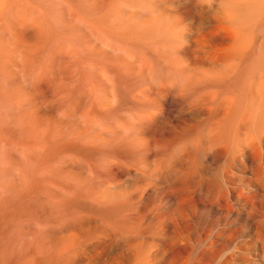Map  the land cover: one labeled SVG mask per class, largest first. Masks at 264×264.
<instances>
[{"label":"bare ground","instance_id":"6f19581e","mask_svg":"<svg viewBox=\"0 0 264 264\" xmlns=\"http://www.w3.org/2000/svg\"><path fill=\"white\" fill-rule=\"evenodd\" d=\"M175 4H176V6H175ZM8 21L9 22L14 21V23H16V24L19 22L17 24L18 26L14 25L15 27H19V25L21 27V25L23 23L28 25L27 27L29 28V31H27L26 34H28V32H30V36L32 37L31 38L32 43L31 44L29 43L30 45L23 46L22 45L23 43H22L21 45L16 46V44L15 45L13 44L16 49L17 48L20 49L21 57L23 56L22 58L26 60L27 66L25 65L24 67H27V69H28L29 68L28 65L30 64V67H32L31 66V64H32V65L36 66L35 67L36 69H41V75L42 76L41 75L39 76L36 73L37 72L36 69H34L32 71V69L29 68L30 71H32V73L35 71L34 74H36L38 77L36 75L34 76V74L31 73L33 76H31L30 81L28 80V82H27V79H29L28 76H30V73H28V74L25 73L26 76H24L25 74L23 72H25L26 70L24 71L25 68L22 67L23 71L21 73L24 75H22L23 77H17V78L18 79L20 78V80L22 78H23L22 80H24V78H25L26 82H24V84H26V86H28L27 84L30 82V85H31V86L29 85L30 89L33 85H35V87H37V89H38V92L41 90V89L39 90V88H38L39 85L37 84V80H36L39 78H40L39 79L40 81L38 80V83L40 84V88H41V82L44 80H45L44 83H46L47 86L49 85L47 83L48 80L46 79L48 77V75L47 76L45 75L46 77L43 76L44 72L49 70V69L47 70L49 65L46 62V61H48V59L46 61L43 60L42 57L44 55L41 56L40 54L41 53L44 54V52H42V51L45 50L46 47L47 48L51 47L49 45H51L52 43H53L52 46H54V47H52V49H49L48 51H51V50L54 51L55 50V52H56L55 54H57V56L60 55V54H58L59 52L60 53L62 52L60 47L61 48L64 47V49H65V46H66V49L69 50L71 48V49H73V51H74V47H75V49H76V47H80L81 51L83 50V54L86 53V55L88 54L89 56H92L91 58H88V56H87V58H86L87 60L86 61L84 60V62H86L87 65L90 66V67H88V66L87 67L88 68L95 67V70H91L92 68L87 69V67L85 69H87L88 72H89V70L93 71V72L95 71V73H98L101 70V72H100L101 73L100 74L101 79L100 80L102 81V84L104 86L103 87L104 92L102 91L103 93H101L100 90L102 88L100 87L101 89L100 88L97 89V90H99V89L100 90L98 91V93L96 91V94L94 97H96V99H97L96 102H98L97 104L98 105L100 104L101 105L100 108H102L104 111H103V114L99 116L98 114L101 112L96 113L95 111H97V110L93 109V110H95V111H93L94 115L96 116V114H97L96 118L97 117L100 118L99 120L101 122V126H99V128H101L102 131L110 132L107 134L118 135L119 133H118L117 129L123 130L121 134H122V138L124 139V141L128 144L127 148L129 149L128 152H130L129 159L134 160L133 165L132 164L130 165V163H129L130 166H128L126 168L123 166L124 163L122 165L115 164V165H118L114 171L115 175H113V176H115V180L117 183V184L114 183V185H113L114 187L117 186V189L115 191L110 189L111 188L110 185L112 184L113 180L109 183V181L107 182L106 175L101 177L102 179L101 178L100 179L102 180L101 181V187L102 188H101V191L99 190L100 193L98 195L101 200H104V202L105 201H112L113 202L116 200H118L120 202V203H118V204H120L119 210H116L114 212V214L111 213V210H104L103 209L104 211L101 213V215H102V218L105 219V224L104 225L102 224L103 225L102 232H104L105 234H108V232L111 231V230L109 231L108 227L110 225L108 226L109 223L107 224V222L113 221L116 224V225L115 224L114 225L117 226V228H118L119 237L117 236L118 238H117L116 242L113 244V250L118 253V256L123 260V262L125 264H150V263H154V264H184V261H186L185 258H187L191 252H194L193 251L194 250L193 249L194 244L199 246L202 243H203L202 245H203V250H204L203 254H205L206 257L208 256V258H209L208 264L209 263L210 264H212V263H215V264H231L233 262V261H231L232 258H231V260L229 259L231 256L229 258L227 256V249L230 245L232 246L233 243L231 244L230 240H227L226 238H224V234H226V233H224L223 229H221L222 224H223L222 221L224 222L225 219L222 220L219 218H214L213 221H209L211 214L213 213L212 211L210 212V214L208 216H205L204 214L198 215V210H197L198 204L194 208L188 210L185 206L182 205V201L180 199V196L174 192H169L166 195L167 202L174 203L175 207L173 208V210H143L145 213V216H147L149 218L148 223H149L150 227H147V226L144 227L142 225V222H144V221H142V219L138 225L135 224V221L132 220V217H134V216L131 217L132 213H131V210L129 208V207H131L129 205V204H131V203H129L131 196H133L134 193L138 192V194H137L138 197L140 199H143V198L149 196L151 193L156 192L160 186L167 183L168 179H164L162 177V175L164 174L163 169L164 170L166 169V171L168 170V168H166V167H168V165H167L168 156H170V158L172 157L171 159L174 160L176 158L175 156L177 155L176 153H178V152L181 153V155H183L185 157V159L182 160L183 158L180 157L179 159H181L183 161V162H181L178 158H176L179 160V162H181V166H179L180 169L177 168V171H179L180 177L183 178L181 180H185V181H187V183L191 184V186L193 187L194 193L197 192L199 195L202 193V191H204L206 189H207L206 194H209L210 192H212L210 190V187H208V186L210 184H213V179L215 181L214 184H216V181H217L220 186L223 185L227 188V191H226L227 193L225 192L226 194L224 193L225 195L223 194V197L221 196V194L223 193V190H225L224 189L225 187L224 188L222 187L223 188L222 193H219V191H220L219 190L218 193L220 195H217L218 197H216V196L215 197L217 199L221 198V200L224 203H230V204L229 205L226 204L228 206L226 208V205H224V207H222V206H219V203L218 204L215 203L216 209L214 207H213V209L221 211V213H222V211H224L226 208L227 210L228 209L234 210L235 213H237V215H239L240 212L243 211V213H244L243 216L245 217L244 218L245 222H243V224H241V227L245 228V230L247 229L246 232L249 233L248 239H246L244 241L245 242V248L247 249V251H249L252 248L256 249V252H257L256 254H258L260 259L257 263H255V261H254L255 259H253V257H251L250 255H248L249 257H246L244 255L243 256L247 258L246 260L248 261L249 264H264V0H0V63H1V61H3L2 59H3L4 49L7 48L5 46L6 40H4V38L6 36L4 37V34L7 33L10 29V27L8 25L9 24ZM11 23H13V22H11ZM13 24H11V25H13ZM14 28H12V29H14ZM21 28L22 29H21L20 34L25 31L24 30L25 28H23V27H21ZM15 29L18 30V28H15ZM22 30H24V31H22ZM9 33L10 32H8V35H9ZM12 33L14 34L13 30H12ZM18 33H19V31H18ZM15 36L12 35V37H15ZM159 36L160 37L166 36L164 38H167L169 40L168 41L169 44L167 43L168 46L166 45L167 48L172 49V51H174V52L175 51L178 52V54L176 56H172V57H167V56L165 57L164 56L165 58L163 60V58L161 56L164 54H161V52L166 53V52H164V50H166L167 48H164V47H166L165 45L163 46L164 50L162 47H161L162 49L158 48L159 53L161 54L160 58H162V62L163 61L166 62V64H165L166 69H164V70L168 69L167 72L169 71L168 72V73H170L169 76L172 75L169 78H167L168 74H167L166 78L163 77V76H166V75H163L162 70H161V69H163L164 64H161V62H160L161 66L163 65L162 68L157 66L158 60L156 62L157 58L155 55V53L157 51L153 50L155 45H153L154 47H152V43H155L156 41H157V43L159 42L158 41V39L160 38ZM23 37L25 38V34ZM17 38H19V36ZM24 38H21V40L23 39L22 40L23 42H24ZM28 38H30V37H28ZM164 38L163 39L160 38V40L162 39L163 41L162 40L161 41L164 42V40H165ZM8 39H9V37L7 36V40ZM167 39H166V41H167ZM14 40H16V37ZM65 40L66 41L68 40L67 42H69L68 43L69 46L73 45L72 42L73 43L76 42L75 43L76 46L73 45L72 46L73 48L72 47L68 48V45H64V43L59 44V45L57 43L58 46L56 45V42L60 43V42H64ZM67 42L65 44H67ZM70 42H71V44H70ZM162 42H161V44L159 42L160 46L163 45ZM165 42H164V44H165ZM16 43H18L17 40H16ZM24 43H26V41ZM11 44H12V42H11ZM19 44H20V42H19ZM150 44H151V46H149ZM157 46H158V44L156 45V47ZM10 47H12V46L10 45ZM14 47H12V48H14ZM56 47L59 49V52H57ZM62 50H63V48H62ZM68 50H66V51L63 50L66 52V54L64 52L65 55L68 54L67 56H69V52H71V51H69L67 53ZM12 51H14V50H12ZM12 51L10 50V52H12ZM45 51H47V50H45ZM73 51L70 53V55H72ZM76 51H74V53ZM172 51H170V52H172ZM13 53H14V55L16 54V52H13ZM13 53H11V54H13ZM46 53L48 54L49 52H46ZM74 53H73V56H74ZM78 53H75V54L78 55ZM159 53H157V54H159ZM49 54H51V52ZM17 55L20 56V54H17ZM51 55L54 56V52ZM159 55H157V57ZM45 56H46V54H45ZM67 56H65V58ZM5 57H6V55H4V58ZM7 57H6V59H7ZM51 57H48L49 60H51L49 64L51 65V62H52L53 65H55L56 61H52L54 59V57H53V59ZM58 57H60V56H58ZM72 57L70 58V56H69L68 59L70 58L71 60H73L74 57L73 58ZM79 57H82L81 54ZM79 57L78 58L75 57L76 60L75 61L73 60V62L70 61V59H69V61H70V63H72V65H70V63H67V66L69 64L70 68L73 67L74 62L77 66H76L75 71H73L74 67L71 68L72 70L69 68L70 70L69 71L67 70L68 73L74 72L72 74L75 75V72H79L77 70L78 63H76V61L79 62L80 68H81V64H84V63H80V61L82 62V59L80 58L81 60L79 61ZM10 59H12V58L10 57ZM23 59H18V61L21 60L20 62L23 61L22 64L20 63L21 66L24 65L23 63H25V61ZM63 59H64V57H63ZM68 59H67V62H68ZM83 59H85V58L83 57ZM158 59H159V57H158ZM12 60H11V63H12ZM55 60H56V55H55ZM60 60L58 58V61L60 63H62V61H60ZM28 62H30V63H28ZM5 63H6V65H8L7 61H5ZM5 63L2 62V66L5 65ZM11 63H9V64H11ZM86 63H85V65H86ZM63 64H66V62L65 63L63 62L61 65H63ZM75 64H74V66H75ZM12 65L14 66L13 63H12ZM58 65H59V63H58ZM13 66H11V67L13 68ZM51 66H49V67H51ZM55 66H57V65H55ZM67 66H66V68H67ZM0 67H1V65H0ZM6 67H9V66H6ZM17 67H19V69L21 68L20 66H17V65L14 66V68H17ZM53 67L54 66H52L51 68L53 69ZM14 68H13V70H14ZM45 68H46V70H45ZM61 68H63V67H61ZM83 68H84V65H83L82 69ZM97 68L100 70H98ZM19 69L17 68L16 70L18 71ZM52 69H51V71H52ZM58 69H59V66H58ZM96 69H97V71H96ZM53 70H55V67ZM64 70L65 69L63 68L62 72ZM81 70H80L79 76H81ZM164 70H163V72H164ZM4 72H5V70H4ZM42 72H43V74H42ZM60 72L61 71L58 70L59 74H60ZM68 73H67V75H68ZM0 74L2 75V73H0ZM59 74H56V75H59ZM63 74H66V73L64 72ZM76 74H78V73H76ZM90 74H92V73H90ZM67 75H65V76H67ZM87 75H88V73H87ZM5 76L8 77L9 75L6 73ZM5 76H0V78L4 77V79H6ZM10 76H11V74H10ZM16 76L17 75H15V77ZM20 76H21V74H20ZM65 76L61 77V79L64 78ZM79 76H78V78H80ZM15 77H13V78L11 77V78L13 80L14 79L16 80L17 78H15ZM26 77H28V78H26ZM32 77L36 78V79H33V81H31ZM43 77H44V79L41 80ZM74 77L76 79H78L77 75H75ZM171 77H173V78H171ZM55 78H56V76H55ZM59 78H60V76H59ZM70 78H73V77H70ZM75 78H73L72 81ZM91 78H92V76H91ZM91 78H89V79L91 80ZM4 79L3 78H2V80L0 79V95L2 92L1 91V89H2L1 85H2V82L4 81ZM76 79L74 81H76ZM81 79L83 80L82 77H81ZM81 79H78V81H76V82H78L80 84L81 82H79V81H81ZM34 80H36V84H34V82H35ZM50 80H52V79H50ZM53 80H54V78H53ZM6 81L7 82H5V81L4 82L8 83L9 80L6 79ZM67 81L68 80H66V82ZM70 81L71 80H69L68 83ZM18 82H19V80H18ZM31 82H33V85ZM91 82L92 81H90V84H91ZM93 82H92V84H93ZM5 83H4V85H6ZM58 83H60V82H58ZM87 83H89L88 80H87ZM14 84L15 83H13V85ZM54 84H55V82H54ZM54 84H52V85H54ZM74 84L73 83L71 84V82H70L69 86L71 85L72 87L75 88L76 85H74ZM4 85L2 87H4ZM8 85H9V87H11L9 83H8ZM13 85H12V87H13ZM83 85H82V89L85 87V85L84 86ZM65 86L67 88V85H65ZM71 86H70V88H71ZM93 86L95 89V86H98V85H96L94 83ZM6 87H8V86L6 85ZM6 87H4V89ZM29 87H26V88L29 89ZM35 87L32 89H34V91L36 93L37 89ZM54 87H56V86H54ZM54 87L51 88V90H53ZM77 87H78V85H77ZM90 87H92V85H90ZM116 87L119 89L124 88L123 91H125V93L127 92L128 93L127 96L129 95V98H130V101H129V98L124 96L125 93H124V95L122 94L129 101V102L127 101L128 103L123 102L122 101L123 96L121 94H119V95H121V97H122L121 101L123 102L122 104L118 105L119 107L117 106V104L113 105V103H116L120 100V99L119 100L116 99V97L119 95H117V96L115 95L116 97L111 99V97L114 96L113 92L117 93L115 91ZM74 88H71V89L74 90ZM113 88H114V91H113ZM117 88H116V90H117ZM30 89H29V91H30ZM58 89H59V87H58ZM71 89L69 92L72 93ZM78 89L80 90L81 88H78ZM86 89L91 90V92L94 90L93 88L90 89L88 87ZM41 91H43V90H41ZM41 91H40V93H38V92L37 93L38 94L43 93V95H44V92L48 91V89L44 90L42 93H41ZM65 91H67V90H65ZM86 91H83V94L86 93ZM11 92H12V90H11ZM13 92H14V89H13ZM15 92H17V91H15ZM24 92L21 93L22 97L25 94ZM53 92H55V91H52V93ZM56 92H57V90H56ZM59 92H61V91L59 90ZM73 92L75 93L76 91H73ZM52 93H50L49 95H51ZM93 93L94 92H92V94ZM118 93H119V91H118ZM12 94L13 93H11L10 95H12ZM79 94H80V92L77 95H79ZM57 95H59V94H57ZM57 95L55 97H57ZM66 95H67V92H66ZM90 95H91V93H90ZM32 96H34V95H32ZM82 96H80V97L84 98L85 95H82ZM89 96L87 97V95H86L85 100H89L88 99ZM7 97L12 98L11 96H7ZM19 97H21V96H19ZM40 97H42V95ZM31 98H33V97H31ZM34 98H36V97H34ZM44 98L46 99L47 97L45 96ZM78 98H79V96L76 97V100L78 101V102L76 101L77 103H79V101H80V99L78 100ZM82 98H81V100H82ZM91 98H92V96H90V99ZM126 98H124V99L126 100ZM25 99L23 97V100L26 102ZM61 99L65 100V98L63 99L62 97H61ZM92 99H94V98H92ZM13 100H12V102H14L16 99L14 101ZM36 100H37V98H36ZM69 100L70 99H68V101ZM74 100H73V102L71 101L72 106H73ZM112 100H113V102H112ZM41 101H43V99L42 100L40 99V102ZM55 101H58V99ZM5 102L7 103V101H5ZM15 102H17V101H15ZM25 102H24V104H25ZM32 102H33V100H32ZM44 102L45 101H43V103ZM49 102H50V100H48V102H45V107L43 106V108L50 107V105H52V104H50L46 107V103L49 104ZM6 103H4V104H6ZM18 103H15V105L17 104V106H18ZM28 103H29V101H28ZM77 103H74V104H76L75 107L78 106ZM12 104L13 103H11V105ZM20 104H21V100H20L19 105ZM34 104H35V101H34ZM65 104L66 103L64 102V105ZM80 104H81V101H80ZM88 104L89 105L87 108L89 109V107H91L89 109L91 111L92 106H95L96 103L93 105L91 104L92 106H90V103H88ZM21 105H20V108L23 107V104H21ZM86 105H87V103L85 104V106ZM2 106H1V108H2ZM4 106H6V105H4ZM17 106H15V111H18V110H16ZM51 107H53V106H51ZM51 107H50V109H51ZM57 107H59V105H57ZM57 107H55V108L57 111H59L57 109ZM125 107L130 108V109L132 108L133 114L130 113L131 111H129L130 109H128V111H127L128 115L123 116L124 117L123 119H121L122 116H120L119 118L121 119V121L115 120L116 122H113V120H111L113 117H115V116H113L114 115L113 112L116 110L121 111L120 109L125 108ZM18 108H19V106H18ZM28 108H29V105H28ZM65 108L62 110L63 112L65 111ZM73 108H74V106H73ZM83 108L84 107L82 104L80 109L83 110ZM87 108L85 109L86 111L85 110L83 111L84 116L87 114L86 112L89 111V110H87ZM2 109H4V107ZM2 109H0V113H1ZM5 109H7V108H5ZM29 109H31V107ZM70 109H72L71 105H70L69 110ZM9 110H10V108H9ZM38 110H42V108L37 109V111ZM15 111H13V112H15ZM19 111H20V109H19ZM62 111H60L61 113L60 112L59 113L62 114ZM80 111L81 110H79V112ZM22 112L23 111H21V113ZM65 112H64L65 116L63 114V117H66L68 115V114L66 115V113H69V112H66V113ZM89 112H88L87 116L90 115L89 117L92 118L91 114L93 112L92 111H91L92 113L91 112L89 113ZM123 112L124 111L122 110V113L120 112L121 113L120 115H122V114L124 115ZM6 113H8V112H6ZM71 113H73V112H71ZM116 113H119V112L117 111ZM14 114H16V112ZM81 114H79V115H81ZM125 114H126V112H125ZM129 114H131V115H129ZM23 115H25V114H23ZM94 115H93V117H94ZM0 116H2V114ZM13 116L15 117V115H13ZM40 116H42V115H40ZM59 116H62V115H59ZM3 117H4V115H3ZM26 117L29 118L28 115ZM32 117L33 116H31V118ZM68 117H69L68 119L67 118H63V119H67V121L68 120L70 121L71 120L70 115ZM21 118L22 117L20 115V119ZM54 118H56V117H54ZM59 118H61V117H59ZM80 118H78V119L82 120V118L81 119ZM117 118H118V116H117ZM10 119H11V117H10ZM24 120H22V123ZM32 120H34V119H32ZM48 120H49V117H48ZM93 120L90 121V123H93ZM11 121L12 120H9L8 122L10 123ZM59 121H60V119H59ZM82 121H81V123H85V121H87V120L85 118V121H84V119ZM2 122H4V121L2 120ZM16 122H18V121H16ZM73 122H74V120H73ZM87 122H86V125L89 123V122L88 123ZM95 122H96V124L97 123L100 124V122L99 121L97 122L96 119H95ZM25 123H27V122L24 121L23 124H25ZM60 123H61V121H60ZM78 123H77V125L81 124V123H79V124ZM13 124L14 123H12V125ZM17 124H19V123H17ZM69 124H71V123H69ZM8 125H11V124H8ZM26 125H22V126L20 125V127H22V128H20L19 126H17V127H19L20 129L23 130V128ZM55 125H54V127H56ZM154 125H157V126L159 125L161 128L160 129V139H155L156 136L153 137V135H152V132H151L152 128L151 127ZM2 127H4V126H2ZM7 127L8 126H6V128ZM15 127H16V124H15ZM26 127H28V126H26ZM62 127H64V126H62ZM90 127H91V125H90ZM113 127L117 128L116 130H117L118 134L116 133V130H115V132H113L114 130L112 131ZM67 128H65V129H67ZM34 129L36 131V128H34ZM40 129H41V127H40ZM43 129H45V128H43ZM70 129L67 131H70ZM78 129H79V127H78ZM171 129H174L176 133L172 132L174 130H171ZM3 130H4V128H3ZM39 130H38V132H39ZM47 130H48V128H47ZM47 130H46V132H47ZM61 130L62 129H60V131ZM82 130H80V131H82ZM94 130L96 131L95 128H94ZM98 130L99 129H97V131ZM108 130H111L113 132V134H111V131H108ZM72 131H73L72 133H75V135H76L77 131L75 130L76 132H74V129ZM8 132L9 131H7L6 133L8 134ZM18 132H19V130H18ZM23 132H25V131H23ZM36 132H35V134H36ZM43 132H45V131H43ZM84 132L86 133V131H84ZM98 132H100V131H98ZM153 132H154V130H153ZM156 132H157V130H156ZM20 133H22V132L20 131ZM27 133H29V132H27ZM31 133L33 134V132H31ZM54 133H56V132H54ZM79 133L77 132V134H79ZM1 134L2 133H0V135ZM23 134L22 135L20 134L19 137L23 136ZM32 134H30V135H32ZM70 134H71V132H70ZM82 134H84V133H82ZM86 134L88 135V133H86ZM54 135L57 136L58 134L57 135L54 134ZM69 135H67L66 137L67 138L70 137L72 139V137ZM72 135L74 137V134H72ZM84 135H82V136H84ZM44 136H42V138ZM61 136H62V134H61ZM82 136H80V137H82ZM19 137L17 136V138H19ZM66 137H65V139H66ZM76 137L77 136H75V138ZM100 137L102 138V140L105 143L106 142L108 143V140H110L108 137L105 136V134L103 136H101V134H100ZM3 138H1V139H3ZM28 138H30V137L28 136L27 139ZM45 138L47 139L46 136H45ZM63 138H61V139L64 140ZM94 138H95V136H94ZM8 139H10V137ZM8 139L6 141H8ZM77 139H74V140H77ZM85 139L87 141L89 140L87 138H85ZM120 139H121V137H120ZM120 139H119V141H120ZM11 140H9L10 143H11ZM15 140H16V137H15ZM20 140H22V142H23V138ZM29 140H27V141L29 142ZM37 140H39V139L37 138ZM41 140H42V142H44L43 141L44 139H41ZM62 140H60V141L62 142ZM99 140H101V139L99 138ZM6 141H4V142H6ZM45 141L48 144L50 143V142H47L48 140H45ZM57 141H55V142H57ZM124 141H123V143H125ZM81 142H83V141H81ZM89 142H91V141H89ZM109 142H111V141H109ZM34 143L35 144H33V142H32L30 144L36 145L37 141L35 140ZM1 144H3V146H4L6 143H1ZM39 144L40 145L36 146V147H40V146L44 147L45 146L44 144H42V145H41V143H39ZM52 144H51V147H53ZM56 144L59 145V143H56ZM114 144L116 145L115 142H113V145ZM119 144L120 143H118L117 145H119ZM11 145H12V143H11ZM13 145H15L14 142H13ZM17 145H18V143H17ZM26 145H27V143H26ZM110 145H112V143ZM6 146H10V145L7 144ZM6 146H4V147H6ZM19 146H21L20 142H19ZM27 146L23 145V147H24L23 153L25 151V147H27ZM30 146H32V145H30ZM86 146H89V145H86ZM123 146H124V144H123ZM4 147H2V148H4ZM15 147L16 146H14L13 148H15ZM18 147H16V149ZM41 147H40V149L42 150L43 147L42 148ZM105 147H104V149H105ZM21 148L22 147H20V149ZM80 148H82V147H80ZM37 149L40 151L39 148H37ZM98 149H100V147ZM49 150L53 151V149H51V148ZM176 150H177V152L175 153L176 155L175 156L173 155L174 157L171 156L172 153L175 152ZM11 151H13V150H11ZM16 151L18 152V149ZM33 151H32V153L37 152V151H34V152ZM52 151H49V152H52ZM17 152H15V153L17 154ZM28 152H30V151L29 150L26 151V153H28ZM106 152H107V150H106ZM20 153H22V151H20ZM23 153L21 156L18 152V154L22 157V159H24V161H25L26 157L28 159V157H32V155H33V154H31V156H29V154L31 152L28 153V156H26L27 154L24 153L25 154L24 155ZM43 153L45 154L44 150H43ZM43 153L41 154L42 156H43ZM2 154L3 153H1V155ZM71 154H73V151ZM103 154L104 153H102L101 156H103ZM38 155H40V154H38ZM107 155H109V154H107ZM114 155H115V153H114ZM20 156H19V158H20ZM24 156H26V157L24 158ZM52 156H54V155H52ZM16 157H17V155H16ZM40 157L37 158L38 161H40L39 160V159H41ZM46 157L47 156L45 155L44 158H46ZM65 157H67V156H65ZM106 157H108V156H106ZM115 157L118 158L119 160H121V163H122V161H124L123 160L124 159L123 152L115 155ZM115 157H113V158H115ZM109 158H112V157L109 156ZM113 158L109 161H114V163H117L118 161L115 159L113 160ZM32 159H34V158H32ZM32 159H31V161H32ZM62 159L64 160V157ZM12 160H13V158H12ZM59 160H56V161L60 162ZM131 160H129V162ZM172 160H170L171 163H169L170 161L168 162L170 164L169 168H171L170 166H172V162H173ZM64 161H66V160H64ZM90 161H91V159H90ZM16 162L18 163V161H16ZM82 162H84V161H82ZM37 163L39 164V162H37ZM52 163L53 162H51V164ZM109 163L111 165V162H109ZM109 163H107V165H109ZM125 163H128V161ZM12 164H13V162H12ZM33 164H34V162H33ZM33 164L31 166H33ZM59 164H61V163H59ZM59 164L57 166H59ZM177 164H178V162H177ZM102 165H104V164H102ZM105 165H106V163H105ZM107 165H106V167H107ZM27 166H29V165L27 164ZM36 166H37V164H36ZM40 166L42 167V165H40ZM64 166H66V165H64ZM15 167H17V166H15ZM17 168H19V167H17ZM17 168H15V169H17ZM29 168H30V166L26 169L29 170ZM36 168L34 169V166H33L30 169H34V172H36V171H38V170H36ZM44 168H45V166H44ZM64 168L65 167H63V169ZM109 168H112V167L109 166ZM109 168H107V169H109ZM15 169H13V171ZM38 169H42V168H38ZM90 169H91V167H90ZM18 170H21V169L19 168ZM18 170H16V172H17V173L15 172L16 174H18V172L19 173L21 172ZM22 170H23V168H22ZM28 170H26V172ZM56 170H58V169H56ZM100 170H102V168ZM105 170H103V172ZM50 171H52V170H50ZM162 171H163V173H162ZM172 171L174 172V169H172ZM172 171H171V175L173 173ZM23 172H25V170H23ZM44 172H46V171H44ZM68 172H69V170H68ZM88 172L89 171H87V173ZM169 172H167V173H169ZM65 173H67V172H65ZM72 174L73 173H71L70 175H72ZM92 174L93 173H91V175ZM175 174H177V172ZM179 174L177 175V177H172V176H174V175H172L171 176L172 180L176 179V178H180ZM207 174L212 175V176H210V178L213 177V178H211L212 183H210V184H208L210 181L209 180L210 178L207 179V177H206ZM26 175L28 176V173ZM43 175H44V173L42 174V176ZM89 175H88V177H89ZM97 175H100V174H97ZM19 176L20 175H17V178L22 179ZM34 176H36L35 173H34ZM66 176H68V175H66ZM171 177H170V179H171ZM98 178L95 179V180H97L96 182H99ZM165 178H167V177H165ZM4 179H5V177H4ZM23 179H24L23 182L27 181L25 177ZM27 179H30V178H27ZM37 179H39V177H37ZM92 179H93V177H92ZM34 180H36V178ZM21 181L18 180L19 183ZM124 181H128L130 186L134 187V190L126 191V189L123 187ZM14 182H15V180H14ZM25 182H24V184L26 186L29 185V183H25ZM38 182H39V180H38ZM38 182H37V184H38ZM51 182L53 184L52 180H51ZM87 182H86V184L84 183L82 185L88 186ZM3 183L4 182H2V183L0 182V184H3ZM31 183H33V181ZM71 183H73V182H71ZM20 184H19V187H20ZM49 184L50 183H48V185ZM11 185H13V184H11ZM22 185H23V183H22ZM25 185H24V189L26 188ZM32 185H31V187H32ZM1 186H2L1 188L3 190V185H1ZM7 186H10V185H7ZM14 186H16V185L14 184ZM97 186H98V184H97ZM99 186H100V184H99ZM31 187L30 188L28 187V189H31ZM37 187H38V185H37ZM52 187H54V186H52ZM5 188L6 187H4V189ZM22 188L23 187H21V189ZM45 188H47V187L45 186ZM14 189L12 191H14ZM24 189H23V191H24ZM56 189L58 191V188H56ZM2 190H0V192ZM19 190H20V188H19ZM32 190H33V192L35 191V189H33V188H32ZM32 190L30 192H32ZM43 191H46V190L44 189ZM95 191H96V189H95ZM33 192H32L33 196L31 194L30 197L35 196ZM62 192H64V191H62ZM71 192L73 193L72 190H71ZM37 193H39L38 189H37ZM40 193H39V195H40ZM9 194H12V193H9ZM51 194H53V193H51ZM62 194L65 195L64 193H62ZM66 194H67V192H66ZM80 194L81 193L79 192V195ZM18 195H19V193H18ZM20 195H21V193H20ZM96 195L97 194H95V196ZM23 196H25V195H23ZM3 197H4V194H3ZM6 197H8V196H6ZM52 197H51V199H52ZM73 197H74V195H73ZM84 197H85V195H84ZM92 197H94V195ZM1 198H2V196H1ZM4 199H6V198H4ZM13 199H14V197H13ZM13 199H11V200H13ZM41 199L43 200V198H41ZM91 199L90 200L93 201V198H91ZM20 200H21V198H20ZM24 200H26V199H24ZM32 200L34 201V199H32ZM32 200H31V205H32ZM44 200L46 201V199H44ZM59 200H61V199H59ZM8 201H7V203H8ZM62 201H65V198ZM69 201H71V200H69ZM141 201L143 202V200H141ZM159 201H161V200H159ZM44 202H43V207H44V204L47 203V202L46 203H44ZM57 202L59 203L61 201L57 200L56 203ZM112 202H110V203H112ZM219 202H220V200H219ZM23 203L25 205L24 201H23ZM92 203H94V202H92ZM92 203H91V205H92ZM100 203H102V201ZM202 203H204V202L202 201ZM34 204H35V206L37 205L36 203H34ZM38 204H41V203H38ZM95 204H93V205H95ZM98 204H99V201H98ZM136 204H138V203H136ZM161 204H162V202H161ZM6 205H8V204H6ZM6 205H5V207H7ZM9 205H11V203H9ZM16 205H17V203H16ZM16 205H14V206H16ZM24 205H22V207H25ZM78 205H79V203H78ZM100 205H102V204H100ZM113 205H115V204H113ZM29 206H30V204H29ZM40 206L42 207V204ZM52 206H54V205H52ZM66 206L68 207V205H66ZM83 206H85V205H83ZM41 207H39V208H41ZM57 207H59V206H57ZM91 207H94V206H91ZM68 208L70 209V207H68ZM133 208H131V209H133ZM30 209H31V207H30ZM222 209H224V210H222ZM11 210L12 209H10V211ZM17 210L20 211L19 208ZM90 210L92 211V208ZM134 210H136V209H134ZM2 211H4V210H2ZM5 212L6 211H4V215H5ZM69 212H70V210H69ZM6 214H8V213H6ZM206 215H207V213H206ZM43 216H44V214H43ZM5 217H3V218H5ZM60 217H61V215H60ZM47 218H49V217H47ZM0 220H2V219H0ZM43 220H45V219H43ZM195 221H198V223H199L198 225H200L201 234L200 233L197 234L199 230L197 231L196 227H195L196 228L195 230L197 231V233L192 228V226L194 225V223H192V222H195ZM3 222H4V219H3ZM6 222H7V220H6ZM112 226H110V227H112ZM207 227H208V231L210 233H207L205 235L204 229ZM115 229H116V227H115ZM112 231H111V233L116 232V231L115 232L114 231L112 232ZM1 232H0V235L2 234ZM3 232H5V231H3ZM131 233H133V234L138 233L137 235L140 234L143 239L142 240L139 239L141 241L138 244H135V243L125 244V242H124L125 239L123 241V238H124L123 235L130 234V236H131ZM235 233H236L235 237L238 238L239 231H237ZM10 236H12V235H10ZM105 237H106V235H105ZM125 237H127V239H128V236H125ZM136 237H135V235L133 236V238H136ZM8 238H10V237H8ZM131 239H132V237H131ZM1 241H3V240H1ZM102 241H103V239H102ZM193 241H195V243H193ZM4 243H6V240ZM10 244H11V242H10ZM12 246H13V244H12ZM8 247H9V245H8ZM13 248H15V247H12V249ZM258 249L261 251H258ZM12 251L13 250H11V252ZM39 253H40V250H39ZM3 261H6V260H3ZM3 261H2V263H3ZM105 262H107V261H105Z\"/></svg>","mask_w":264,"mask_h":264},{"label":"rangeland","instance_id":"374dc122","mask_svg":"<svg viewBox=\"0 0 264 264\" xmlns=\"http://www.w3.org/2000/svg\"><path fill=\"white\" fill-rule=\"evenodd\" d=\"M175 6H176V4H175ZM9 22V21H8ZM11 22H13L14 23V21H10L9 22V27H10V29H9V31L8 32H10L9 33V35H8V32L7 33H5L4 34V37L6 38H4V40H6V42H5V46L7 47V48H5L4 49V54H3V61H1V63H0V65H1V67H0V73H2V75L0 74V76H5L6 75V73L9 75L8 77L7 76H5V78L7 79V80H11L10 82L8 81V83L10 84V86L11 87H9V85H8V83H5V82H7L6 81V79H4V77H1L0 79L2 80V78L4 79V81L2 82V85H1V95H0V105L2 106L4 103H6L5 101H7V103L6 104H4V105H6V106H2V108L4 107V109H2L1 108V106H0V109H2L1 110V113H0V115L2 114V116H0V124L2 125V126H4V127H2L1 125V127H0V133H2L1 135H0V139L1 138H3V139H1L0 140V182L2 183V182H4L3 184H0V190H2V186L1 185H3V190L0 192V219H2V220H0V232L3 230V231H5V232H1L2 234L0 235L1 237V239H0V264L2 263V261L3 260H6V261H3V263L2 264H125L124 262H123V260L118 256V253L117 252H115L114 250H113V244L116 242V240H117V238L119 237V231H118V228H117V226H115L116 224L113 222V221H109V222H107V224H108V226L110 225V226H112V227H108L109 228V231L111 230H113L115 233H111V231L110 232H108V234H105L104 232H102V227H103V225L105 224V219H103L102 218V215H101V213L104 211V210H111V213L112 214H114V212L116 211V210H119V207H120V204H118V203H120L118 200H116V201H105L104 202V200H101L100 199V197L98 196L99 195V193H100V191H101V177H103V176H105L106 175V177H107V182L109 181V183L112 181V184L110 185V189L111 190H113V191H115L116 189H117V186H113L114 185V183H116V180H115V176H113V175H115V169H116V167L120 164V165H122L123 163H124V167L126 168V167H128V166H130L131 164L133 165V162H134V160H131V159H129V155H130V152H128L129 151V149L127 148V143L124 141V139L122 138V131L123 130H121V129H117V128H114L113 127V129H112V131L113 132H115V130L117 129L118 130V133H117V130H116V133L118 134V135H110V134H107V133H110V132H105V131H102L101 130V128H99V126H101V122H100V118L99 117H97L96 118V116H97V114L96 113H99V112H101V113H99L98 115L100 116V115H102L103 114V109L102 108H100L101 107V105L99 104H97L98 102H96L97 101V99H96V97H94L95 96V94H96V91H97V93H98V91L100 90L101 91V93H103L104 92V86H103V84H102V81L100 80L101 78H100V72H101V70L100 69H98V70H100L98 73H95V71L93 72V71H90L89 70V72L87 71V69H91V70H95V67H91V68H88V67H90V66H88L87 65V63L86 62H84V60L86 61L87 59V56H88V58H91L92 56H89L88 54L86 55V53H84L83 54V50L81 51V49H80V47H76V49H75V47H74V51H76L75 53H78L79 51L81 52H79L80 54H81V56L82 57H79L80 56V54L78 53V55H76L75 53H74V51H73V49H71L70 47H72L73 45L74 46H76V42H72V44L73 45H68V43L69 42H67L66 40L64 41V42H56V45H57V43H58V45L59 44H62V43H64V45H68V48H70L69 50L68 49H66V46H65V49H64V47H62L63 48V50H68L67 51V53L69 52V51H73V53H74V56H73V53H72V55H70V53L71 52H69V56H70V58L73 56L74 57V61L76 60V58H78L79 57V61L82 59V62L80 61V63H84V64H81V68H80V64H79V62L78 61H76V63H78V67H77V70L79 71V72H75V75H77V78H78V76H79V74H80V70L82 69V67H83V65H84V68L81 70V76H79L80 78H78V79H81V77L83 78V80L81 79V81H79V82H81L80 84L78 83V82H76V81H78V79H76L74 76V74H72V73H74V72H72V73H68L67 72V70L69 71L71 68H73L74 67V70L73 71H75V69H76V64H75V62L73 63V67H71L70 68V65H72V63H70V61H72L73 62V60H71L70 58V61H69V59H68V57L69 56H67V55H65L66 54V52L65 51H63L62 50V48L60 47V49H61V53L59 52V49L57 48L56 50H57V52H59L58 54H60V55H58V56H60V57H58L57 56V54H55L56 52H55V50L53 51V50H51V51H48L49 49H52V47H54V46H52L53 45V43L51 44V45H49V46H51V47H46L45 48V50H47V51H45V50H43L42 52H44V54L43 53H41L40 55L41 56H43L42 58H43V60H47L48 59V61H46L47 63H48V65L49 66H54L55 67V70H53L54 69V67H53V69L51 68V67H49L48 66V68H47V70L50 72H48V71H46V72H44V74H43V72H42V74H43V76L44 77H46L47 75H48V77L46 78L47 80H48V84L50 85H52V84H54V82H55V84L54 85H48L47 86V84L46 83H44V81H42L41 82V88H40V84L38 83V80L40 79H36V78H33L32 77V79H31V81H33V79H36L37 80V84L39 85V90L41 89V90H47L48 89V91H45L44 92V95H43V91H41V93L42 94H38V93H40V91L38 92V89H37V87H35V85H33V82H31L32 83V87H31V89H30V87H29V85H30V82L27 84L28 86H26V84H24V82H26V79L24 78V80H20V78L18 79L17 77H23L22 75H24L25 73L26 74H28V73H30V76H28L29 77V79H27V82H28V80L30 81V78H31V76H33L32 74H34V72L32 73V71L34 70V69H36L35 67V65H32L31 64V66L33 67H30V64L28 65L29 66V68L30 69H32V71H30V69L28 70L27 69V67H24L25 65L27 66V64H26V60L25 59H23L22 57H21V51H20V49L19 48H15L14 47V45L16 44V46H19V45H21L22 43V45L23 46H27V45H30L31 43H32V41H31V36H30V32H28V34H26L27 33V31H29V28L27 27L28 25H26V24H22L21 25V27H23V28H25L24 30H22V31H24V32H22L21 34H20V32H21V27H20V25H19V27H15V26H18L17 24L19 23H11ZM13 24V25H11V24ZM11 25V26H10ZM15 25V26H14ZM13 26V27H12ZM18 28V30L17 29H15V28ZM12 28H14V29H12ZM13 30V32H14V34L12 33V30ZM20 29V30H19ZM28 29V30H27ZM11 30V31H10ZM17 30V31H16ZM18 33V31H19V33L17 34L16 32ZM16 33V34H15ZM24 34H25V38L23 37L24 36ZM12 35H16L15 37H16V40L18 41V43H16V40H14L15 39V37H12ZM7 36L9 37V39L7 40ZM11 36V37H10ZM19 36V38H17ZM28 37H30V38H28ZM160 37V36H159ZM158 37V38H159ZM164 37H166V36H162V37H160V38H164ZM21 38H24V42L26 41V43H24L22 40H21ZM160 38L158 39V41L160 42V44H161V42L163 41L162 39V41L160 40ZM12 39V40H11ZM26 39V40H25ZM165 40H164V42L166 41V39L167 38H164ZM9 41V42H8ZM12 42V44H11V42ZM168 39H167V41L165 42V44H164V42H162V44L163 45H161L160 46V44H159V42L157 43V41L155 42V43H152V47H154L153 45H155V47H154V49L153 50H155V51H157L156 53H155V55H156V62H157V60H158V62H157V66H159V67H161L162 68V66H161V64H164V66H163V69H161L162 70V73H163V75H166V76H163L164 78H166L167 77V74H168V77L167 78H169L170 76H172V75H170L169 76V74L170 73H168L167 72V70H164V69H166V66H165V64H166V62H162V58H163V60H164V58L167 56V57H172V56H176L177 54H178V52L177 51H172V49H170V48H167V46H168ZM19 42H20V44H19ZM67 42V44H65ZM9 43V44H8ZM28 43V44H27ZM30 43V44H29ZM158 44V46L156 47V45ZM168 43V44H167ZM8 44V45H7ZM14 44V45H13ZM70 44H71V42H70ZM10 45L12 46V47H14V48H12V47H10ZM55 45V44H54ZM55 45V46H56ZM57 45V46H58ZM166 46V47H164V48H167L166 50H164V48H163V46ZM149 46H151V44L149 45ZM148 46V47H149ZM163 48V50H164V52H166V53H163V52H161V54H164V55H162L161 56V54L159 53V50H158V48L159 49H162ZM73 48V47H72ZM79 48V49H78ZM151 48V47H150ZM54 49V48H53ZM170 49V50H169ZM9 50V51H8ZM10 50L12 51V50H14V51H12V52H10ZM18 50V51H17ZM162 50V51H163ZM168 50V51H167ZM6 51V52H5ZM54 52V56L53 55H51L53 52ZM170 51H172V52H170ZM13 52H16V56L14 55V53ZM46 52H51V54H47ZM64 52H65V54H64ZM168 52V53H167ZM177 52V53H176ZM6 53V54H5ZM11 53H13V54H11ZM63 53V54H62ZM157 53H159V54H157ZM11 54V55H10ZM17 54H20V56L19 55H17ZM45 54H46V56H45ZM168 54V55H167ZM170 54V55H169ZM4 55H6V57H7V59H6V57L4 58ZM10 55V56H9ZM50 55V56H49ZM55 55H56V60H55ZM62 55V56H61ZM76 55V56H75ZM157 55H159L158 57H159V59H158V57H157ZM52 56V57H51ZM65 56H67L66 58L68 59V62H67V59L65 58ZM78 56V57H77ZM160 56L162 57V58H160ZM165 56V57H164ZM10 57L14 60H12V59H10ZM15 59H14V58ZM17 57V58H16ZM21 57V58H20ZM48 57H51L52 59H53V57H54V59L52 60V61H56V63H55V65H57V66H55V65H53V63L51 62V65L49 64L50 63V61L51 60H49V58ZM59 58V60L60 61H62V63L64 62H66V64H63V65H61L62 63H60L59 61H58V58ZM63 57H64V59H63ZM72 57V58H73ZM76 57V58H75ZM83 57L85 58V59H83ZM46 58V59H45ZM81 58V59H80ZM6 59V60H5ZM18 59H23L24 61H25V63H23L24 65H22L21 66V64H22V62H20L21 60H19L18 61ZM7 61V64L8 65H6V63H5V61ZM11 60H12V63L14 64V66H20L21 68L22 67H24L25 69H24V71L25 72H23L24 74H22L21 72L23 71V68L21 69H19V67H17L19 70L17 71L16 69L17 68H14V66L12 65V63H11ZM16 60V61H15ZM78 60V59H77ZM160 60V61H159ZM2 62H4L5 63V65L6 66H9V67H6L5 65H3L2 66ZM15 62V63H14ZM160 62H161V64H160ZM9 63H11V64H9ZM21 63V64H20ZM28 63H30V62H28ZM58 63H59V65H58ZM67 63H70V65L68 64V66H67ZM85 63H86V65H85ZM74 64H75V66H74ZM61 65V66H60ZM11 66H13V68H14V70H13V68L11 67ZM58 66H59V69H58ZM66 66H67V68H66ZM88 66V67H87ZM6 67V68H5ZM61 67H63L65 70L62 72V69L63 68H61ZM87 67V69H85ZM2 68V69H1ZM8 68V69H7ZM46 68H45V70H46ZM70 68V69H69ZM79 68V69H78ZM168 68V67H167ZM5 70V72H4V70ZM51 69H52V71H51ZM97 69H96V71H97ZM2 70V71H1ZM16 70V71H15ZM37 70V75H41V69H36ZM40 72H39V71ZM44 70V69H43ZM58 70H60L61 72H60V74L58 73ZM72 70V69H71ZM76 70V71H77ZM163 70H164V72H163ZM8 71V72H7ZM10 71V72H9ZM28 71V72H27ZM57 71V72H56ZM85 71V72H84ZM52 72V73H51ZM66 73V74H63V73ZM71 72V71H70ZM84 72V73H83ZM167 72V73H166ZM14 73V74H13ZM21 74V76H20V74ZM32 73V74H31ZM40 73V74H39ZM55 73V74H54ZM67 73H68V75H67ZM76 73H78V74H76ZM87 73H88V75L90 74V73H92V74H90L89 76L87 75ZM94 73V74H93ZM10 74H11V76H10ZM26 74L24 75V76H26ZM52 74V75H51ZM56 74H59V75H56ZM72 76H71V75ZM98 74V75H97ZM15 75H17L16 77H15ZM19 75V76H18ZM36 74H34V76H35ZM36 75V76H37ZM46 75V76H45ZM56 76V78H55V76ZM65 75H67V76H65ZM70 75V76H69ZM84 75V76H83ZM42 76V75H41ZM59 76H60V78H59ZM63 76H65L64 78H62L61 79V77H63ZM86 76V77H85ZM91 76H92V78H91ZM13 77H15V78H17L15 81L12 79ZM28 77H26V78H28ZM38 77V76H37ZM44 77L41 79V80H43L44 79ZM70 77H73V78H75L76 79V81H72V79L73 78H70ZM53 78H54V80H53ZM89 78H91V80L89 79ZM94 78V79H93ZM98 80H97V79ZM171 78H173V77H171ZM50 79H52V80H50ZM86 79V80H85ZM18 80H19V82H18ZM36 80H34L35 82H34V84H36ZM46 80V81H47ZM66 80H71L70 82H71V84L73 83H75L74 85H76V87L74 88V87H72L71 85V88H74V90H72L71 88H70V86H69V83H68V81L66 82ZM87 80H88V82L89 83H87ZM96 82H95V81ZM23 81V82H22ZM40 81V80H39ZM63 83H62V82ZM65 81V82H64ZM90 81H94L93 82V84L95 83L96 85H100L99 87L98 86H95V89H94V86H93V84H92V82H91V84H90ZM12 82V83H11ZM50 82V83H49ZM58 82H60V83H58ZM4 83L8 86V87H6V85H4ZM13 83H15L14 85H13ZM19 83V84H18ZM58 83V84H57ZM68 83V84H67ZM85 83V84H84ZM100 83V84H99ZM21 84V85H20ZM44 84V85H43ZM85 85V87L87 88H90V89H94L92 92H94L93 94H92V92H91V90H87L85 87L82 89V85ZM4 85V87H6L5 89H4V87H2ZM12 85H13V87H12ZM16 85V86H15ZM24 85V86H23ZM58 85V86H57ZM65 85H67V88H66V86ZM73 85V86H74ZM77 85H78V87H77ZM83 85V86H84ZM89 85V86H88ZM90 85H92V87H90ZM31 86V85H30ZM54 86H56V87H54ZM66 88H64V87ZM81 86V87H80ZM26 87H29V89H30V91H29V89L28 88H26ZM36 88L37 90V92L35 93V91H34V89H32V88ZM54 87V89L53 90H51V88H53ZM58 87H59V89H58ZM63 89H62V88ZM97 87V88H96ZM101 87V88H100ZM8 88V89H7ZM12 88V89H11ZM25 88V89H24ZM44 88V89H43ZM78 88H81L80 90L78 89ZM98 88H100L99 90H97ZM117 88V87H116ZM116 88H115V91L118 93V91H119V93L117 94V93H115V92H113L114 94V96H112L111 97V99H113V98H115L117 95H119V94H123L124 95V93H125V91H123L124 90V88H121V89H119V88H117V90H116ZM7 89V90H6ZM13 89H14V92L15 91H17V92H13ZM18 89V90H17ZM67 90V91H65V90ZM70 89H71V91H72V93L71 92H69L70 91ZM11 90H12V92H11ZM56 90H57V92H56ZM59 90L61 91V92H59ZM87 90V91H86ZM122 92H121V91ZM25 91V92H24ZM34 91V92H33ZM52 91H55V92H53L52 93ZM73 91H76L75 93L73 92ZM83 91H86V93H84L83 94ZM103 91V92H102ZM113 91H114V88H113ZM9 92V93H8ZM25 93L24 95H23V97H24V99L26 100V102L23 100V97H22V95H21V93ZM66 92H67V95H66ZM69 92V93H68ZM80 92V94L79 95H77L78 93ZM5 93V94H4ZM11 93H13L12 95H10ZM19 95V96H21V97H19L17 94ZM28 93V94H27ZM50 93H52L51 95H49ZM57 94H59V95H57V97H55ZM62 95H61V94ZM65 93V94H64ZM82 93V94H81ZM90 93H91V95H90ZM100 93V92H99ZM30 94V95H29ZM46 94V95H45ZM70 94V95H69ZM127 92L125 93V95L124 96H126L127 98H129V95L127 96ZM3 95V96H2ZM32 95H34V96H32ZM36 95V96H35ZM39 95V96H38ZM42 95V97H40ZM65 95V96H64ZM74 95V96H73ZM76 95V96H75ZM82 95H85L84 96V98H82L83 96ZM86 95H87V97L90 95V96H92V98H94V99H90V96H89V100H85L86 99ZM116 95V96H115ZM121 95H119V96H117L116 97V99L117 100H119L118 102H116V103H113V105L114 104H117V106L118 105H120V104H122L123 102H126V103H128L129 101H130V98H129V101L127 100V98L126 97H124L123 95V100L121 99L122 97H121ZM2 96V97H1ZM7 96H11L15 101H17V102H15L12 98H10V97H7ZM19 98H18V97ZM29 96V97H28ZM47 97L46 99L44 98V97ZM71 96V97H70ZM73 96V97H72ZM77 96H79V98H78V100L80 99V101H81V104H80V101H79V103H77L78 101L76 100V97ZM80 96H82V97H80ZM5 97V98H4ZM29 99H28V98ZM31 97H33V98H31ZM34 97H36L37 98V100H36V98H34ZM52 97V98H51ZM60 99H59V98ZM61 97L64 99L65 98V100H62L61 99ZM70 97V98H69ZM7 98V99H6ZM21 98V99H20ZM58 99V101H55V100H57ZM67 98V99H66ZM74 100V103H77L78 104V108L77 107H75V105L76 104H74L73 103V106H74V108H73V106H72V103H71V101L73 102V100ZM81 98H82V100H81ZM124 98H126V100L124 99ZM31 99V100H30ZM40 99L42 100L43 99V101H45V102H48V100H50V102H49V104H47L46 103V107L48 106V105H50V104H52V105H50V107L51 106H53V107H51V109H50V107H48V108H43V106L45 107V102L43 103V101H41L40 102ZM68 99H70L69 101H68ZM115 99V100H116ZM12 100L14 101V102H12ZM19 100V101H18ZM20 100H21V104H23V107H21L20 108V105H19V103H20ZM23 100V101H22ZM29 101V103H28V101ZM32 100H33V102H32ZM47 100V101H46ZM84 100V101H83ZM116 100V101H117ZM123 102H122V101ZM4 101V102H3ZM34 101H35V104H34ZM55 101V102H54ZM60 101V102H59ZM62 101V102H61ZM77 101V102H76ZM121 101V102H120ZM128 101V102H127ZM2 102V103H1ZM13 103L12 105H11V103ZM19 102V103H18ZM23 102V103H22ZM24 102H25V104H24ZM55 104H54V103ZM64 102L66 103L65 105H64ZM87 103V105L85 106V104ZM112 102H113V100H112ZM115 102V101H114ZM10 103V104H9ZM15 103H18V106H19V108H18V106H17V104L15 105ZM61 103V104H60ZM71 103V104H70ZM88 103H90V106H92L93 104H95V106H92V112L93 111H95V110H97V111H95L96 113V116L94 115V112L92 113L89 109L91 108V107H89V109L87 108L88 107ZM8 104V105H7ZM32 106H31V105ZM34 104V105H33ZM71 105V108L73 109H70L69 110V108H70V105ZM80 104V105H79ZM82 104H83V110L82 109H80L81 108V106H82ZM92 104V105H91ZM11 105V106H10ZM14 105V106H13ZM28 105H29V108L31 107V109H29L28 108ZM55 105V106H54ZM57 105H59V107H57ZM61 105V106H60ZM63 105V106H62ZM8 106V107H7ZM15 106H17L16 108V110H18V111H15ZM22 106V105H21ZM116 106V107H117ZM27 107V108H26ZM35 107V108H34ZM55 107H57V109L59 110V111H57L56 110V108ZM66 107V108H65ZM94 107V108H93ZM119 107V106H118ZM5 108H7V109H5ZM9 108H10V110H9ZM42 108V110H38L37 111V109H41ZM60 108V109H59ZM62 108V109H61ZM65 108V111L66 112H69V113H66L65 111V113H66V117H63V114H64V112L62 111L63 109ZM77 110H76V109ZM87 108V110H89L92 114V118L91 117H89V116H87V114H88V112L89 111H87L86 113V117L84 116V114H83V111L85 110ZM99 108V109H98ZM13 109V110H12ZM19 109H20V111H19ZM28 109V110H27ZM50 109V110H49ZM55 109V110H54ZM93 109H95V110H93ZM128 109H130V108H122V109H120L121 111H119V110H116V111H114L113 112V116H115V117H113L111 120H113V122H116V121H121V119H123L124 117L123 116H125V115H128L127 114V111H128ZM6 110V111H5ZM31 110V111H30ZM54 110V111H53ZM79 110H81L80 112H79ZM122 110L124 111L123 113H124V115L122 114V115H120L121 113H122ZM126 110V111H125ZM13 111H15L16 112V114H14L15 112H12ZM21 111H23L22 113H21ZM40 111V112H39ZM44 111V112H43ZM60 111H62V114H60L61 112ZM77 111V112H76ZM86 111V110H85ZM119 112V113H116V112ZM129 111H131L130 113H132L133 114V112H132V108L129 110ZM3 112V113H2ZM6 112H8V113H6ZM11 112V113H10ZM29 112V113H28ZM33 114H32V113ZM38 112V113H37ZM60 112V113H59ZM71 112H73V113H71ZM89 112V113H90ZM121 112V113H120ZM125 112H126V114H125ZM6 113V114H5ZM18 113V114H17ZM20 113V114H19ZM56 113V114H55ZM78 115H77V114ZM82 113V114H81ZM10 116H9V115ZM23 114H25V115H23ZM35 114V115H34ZM38 114V115H37ZM79 114H81V115H79ZM3 115H4V117H3ZM13 115H15V117L13 116ZM17 115V116H16ZM20 115H21V119H20ZM28 115V117L29 118H27L26 116ZM30 115V116H29ZM40 115H42V116H40ZM59 115H62V116H59ZM70 115V118H71V120L69 121H67V119L69 118L68 116ZM77 115V116H76ZM93 115H94V117H93ZM129 115H131V114H129ZM7 116V117H6ZM25 116V117H24ZM31 116H33L32 118H31ZM35 116V117H34ZM52 116V117H51ZM64 116H65V114H64ZM75 116V117H74ZM82 116V117H81ZM117 116H118V118H117ZM120 116H122L121 117V119L119 118ZM9 117V118H8ZM10 117H11V119H10ZM24 117V118H23ZM48 117H49V120H48ZM51 117V118H50ZM54 117H56V118H54ZM59 117H61V118H59ZM67 118V119H63V118ZM82 118V120L84 119V121H85V118H86V120L89 122H87V121H85V123H81V121L82 120H79L78 118ZM84 117V118H83ZM8 118V119H7ZM53 118V119H52ZM58 118V119H57ZM80 118V119H81ZM89 118V119H88ZM97 120V122L99 121L100 122V124L99 123H97L96 124V122H95V119ZM25 119V120H24ZM32 119H34V120H32ZM45 119V120H44ZM47 119V120H46ZM59 119H60V121H61V123H60V121H59ZM94 119V120H93ZM2 120L4 121V122H2ZM6 120V121H5ZM9 120H14L13 122L11 121L10 123L8 122ZM22 120H24L25 122H27V123H25V124H23L24 123V121H23V123H22ZM27 120V121H26ZM36 120V121H35ZM39 120V121H38ZM56 120V121H55ZM73 120H74V122H73ZM93 120V123H90V121H92ZM116 120V121H115ZM16 121H18V122H16ZM6 122V123H5ZM8 122V123H7ZM30 122V123H29ZM39 122V123H38ZM48 122V123H47ZM54 122V123H53ZM81 123V124H79V123ZM83 122V121H82ZM86 122L89 124H87L86 125ZM95 122V123H94ZM5 123V124H4ZM12 123H14L13 125H12ZM17 123H19V124H17ZM21 123V124H20ZM36 123V124H35ZM69 123H71V124H69ZM74 123V124H73ZM77 123L79 124V125H77ZM8 124H11V125H8ZM15 124H16V127H15ZM27 124V125H26ZM32 126H30V125ZM35 124V125H34ZM38 124V125H37ZM40 124V125H39ZM48 124V125H47ZM56 124V125H55ZM60 124V125H59ZM85 124V125H84ZM20 125L22 126V125H26V126H28V127H24L23 128V130L22 129H20V128H22V127H20ZM43 125V126H42ZM54 125L56 126V127H54ZM68 125V126H67ZM70 125V126H69ZM90 125H91V127H90ZM95 125V126H94ZM98 125V126H97ZM6 126H8L7 128H6ZM13 126V127H12ZM17 126H19V127H17ZM48 126V127H47ZM61 126V127H60ZM62 126H64V127H62ZM76 126V127H75ZM82 126V127H81ZM11 129H10V128ZM40 127H41V129H40ZM68 127V128H67ZM78 127H79V129H78ZM85 127V128H84ZM87 127V128H86ZM96 129V131H97V129H99L98 131H100V132H96L95 130H94V128ZM98 127V128H97ZM151 127V126H150ZM169 127V126H168ZM3 128H4V130H3ZM9 128V129H8ZM15 128V129H14ZM33 130H32V129ZM34 128H36V131H35V129ZM43 128H45V129H43ZM47 128H48V130H47ZM53 128V129H52ZM55 128V129H54ZM65 128H67V129H65ZM71 128V129H70ZM74 129V132H80L79 134H77V132H76V135H75V133H72L73 131V129ZM76 128V129H75ZM93 128V129H92ZM152 129H151V132H152V135H153V137H155V139H160V126L158 125H154V126H152L151 127ZM154 128V129H153ZM156 128V129H155ZM170 128V127H169ZM26 129V130H25ZM40 129V130H39ZM51 129V130H50ZM60 129H62L61 131H60ZM70 129V131H67V130H69ZM83 129V130H82ZM92 129V130H91ZM17 130V131H16ZM18 130H19V132H18ZM38 130H39V132H38ZM46 130H47V132H46ZM54 130V131H53ZM76 130V131H75ZM80 130H82V131H80ZM153 130H154V132H153ZM156 130H157V132H156ZM171 130H174V129H171ZM2 131V132H1ZM4 131V132H3ZM7 131H9L8 132V134L6 133ZM12 131V132H11ZM20 131L22 132V133H20ZM23 131H25V132H23ZM43 131H45V132H43ZM66 131V132H65ZM84 131H86V133H88V135L84 132ZM90 131V132H89ZM95 131V132H94ZM108 131H111V130H108ZM111 131V134H113V132ZM159 131V132H158ZM27 132H29V133H27ZM31 132H33V134L31 133ZM35 132H36V134H35ZM54 132H56V133H54ZM59 132V133H58ZM70 132H71V134H70ZM103 132V133H102ZM172 132H174V133H176L175 132V130L174 131H172ZM12 133V134H11ZM15 135H14V134ZM17 133V134H16ZM24 133V134H23ZM44 133V134H43ZM48 133V134H47ZM82 133H84V134H82ZM101 134V136H103L104 134H105V136L106 137H108L110 140H108V143L106 142H104L103 140H102V138L100 137V134ZM6 134V135H5ZM22 135L23 134V136H21V137H19V135ZM30 137V138H28L27 139V135ZM30 134H32V135H30ZM41 134V135H40ZM54 134H58L57 136H55ZM61 134H62V136H61ZM70 134V135H69ZM72 134H74V137H73V135ZM90 134V135H89ZM103 134V135H102ZM3 135V136H2ZM6 137H5V136ZM11 135V136H10ZM16 137V140H15V137ZM47 137V139L45 138V136ZM49 135V136H48ZM67 135H69V136H71L72 137V139L70 138V137H66ZM82 135H84V136H82ZM92 135V136H91ZM17 136L20 138V139H22L23 138V142H22V140H20L19 138H17ZM26 136V137H25ZM42 136H44L43 138H42ZM53 138H52V137ZM75 136H77L76 138H75ZM80 136H82V137H80ZM89 138H88V137ZM91 136V137H90ZM94 136H95V138H94ZM97 136V137H96ZM10 137V139H8V138ZM12 137V138H11ZM40 137V138H39ZM57 137V138H56ZM64 137V138H63ZM65 137H66V139H65ZM111 137V138H110ZM120 137H121V139H120ZM33 138V139H32ZM35 138V139H34ZM37 138L39 139V140H37ZM61 138H63L64 140H62ZM79 140H78V139ZM85 138H87V139H89L88 141L85 139ZM97 138V139H96ZM99 138L101 139V140H99ZM5 139V140H4ZM8 139V141L9 140H11V143H12V145H13V142L15 143V145H11V143H10V141L8 142V141H6ZM18 139V140H17ZM30 139V140H29ZM32 139V140H31ZM41 139H44L43 141L45 142H42V140ZM74 139H77V140H74ZM91 139V140H90ZM95 141H94V140ZM119 139H120V141H119ZM3 140V141H2ZM20 140V141H19ZM27 140H29V142L27 141ZM35 140L37 141V143H36V145H33V144H35L34 142H35ZM41 140V141H40ZM45 140H48L47 142H50L49 144L48 143H46V141ZM51 140V141H50ZM54 140V141H53ZM58 140V141H57ZM60 140H62V142L60 141ZM73 140V141H72ZM86 140V141H85ZM93 140V141H92ZM117 140V141H116ZM4 141H6V142H4ZM17 141V142H16ZM55 141H57V142H55ZM65 141V142H64ZM69 141V142H68ZM81 141H83V142H81ZM89 141H91V142H89ZM102 141V142H101ZM109 141H111V142H109ZM123 141L125 142V143H123ZM19 142H20V145L21 146H19ZM33 142V144H30V143H32ZM94 142V143H93ZM99 142V143H98ZM113 142H115L116 143V145L114 144L113 145ZM1 143H6L4 146H6L7 144H9L10 146H6V147H4L3 146V144H1ZM17 143H18V145H17ZM26 143H27V145H26ZM39 143H41V145L42 144H44L45 146V148L43 147V149L41 150L40 149V147H36V146H39L40 144ZM53 143V144H52ZM56 143H59V145L58 144H56ZM65 143V144H64ZM78 143V144H77ZM101 143V144H100ZM112 143V145H110ZM118 143H120L119 145H117ZM51 144H52V146L53 147H51ZM64 144V145H63ZM98 144V145H97ZM104 144V145H103ZM123 144H124V146H123ZM126 144V145H125ZM23 145H25V146H27V147H25V151H24V153L25 154H27L26 156H28V153H30L29 154V156H31V154H33L32 155V157H28V159H27V157L26 156H24V158L26 157V159H25V161H24V159H22V153H23ZM30 145H32V146H30ZM86 145H89V146H86ZM92 145V146H91ZM121 145V146H120ZM14 146H16V147H18L17 149H18V152H19V154L21 155H19L18 154V152L16 151L17 149H16V147L15 148H13ZM30 146V147H29ZM36 148H35V147ZM103 146V147H102ZM106 146V147H105ZM110 146V147H109ZM114 146V147H113ZM2 147H4V148H2ZM20 147H22L21 149H20ZM41 147V148H42ZM66 147V148H65ZM80 147H82V148H80ZM100 147V149H98ZM104 147H105V149H104ZM109 149H108V148ZM125 147V148H124ZM37 148H39L40 149V151L43 153V150H44V152H45V154L43 153V156L41 155L42 153L37 149ZM48 148V149H47ZM53 149V151L52 150H49V149ZM79 150H77V149ZM107 148V149H106ZM115 150H114V149ZM118 148V149H117ZM124 148V149H123ZM31 149V150H30ZM34 151H37V152H35V153H32V151L33 150ZM62 149V150H61ZM69 149V150H68ZM126 149V150H125ZM11 150H13V151H11ZM22 151V153H20V151ZM30 151V152H28V153H26V151ZM48 152H47V151ZM61 152H60V151ZM75 150V151H74ZM100 152H99V151ZM106 150H107V152H106ZM110 150V151H109ZM122 150V151H121ZM125 150V151H124ZM2 151V152H1ZM10 151V152H9ZM33 151V152H34ZM49 151H52V152H49ZM63 151V152H62ZM72 151H73V154H71L72 153ZM113 151V152H112ZM121 153V152H123V154H124V161H122V163H121V160H119L118 158H116L115 157V155H117V154H120L119 152ZM15 152H17V154L15 153ZM67 152V153H66ZM89 152V153H88ZM126 152V153H125ZM177 152V150L175 151V152H173L172 153V155L171 156H175L176 154V158H183L182 160H184L185 159V157L183 156V155H181V153H176ZM1 153H3L2 155H1ZM23 153V154H24ZM61 153V154H60ZM66 153V154H65ZM69 153V154H68ZM102 153H104L103 154V156H101V154ZM109 154V155H107V154ZM114 153H115V155H114ZM176 153V154H175ZM24 154V155H25ZM38 154H40V155H38ZM50 154V155H49ZM57 154V155H56ZM111 154V155H110ZM180 154V155H179ZM16 155H17V157H16ZM45 155L47 156L46 158H44L45 157ZM52 155H54V156H52ZM60 155V156H59ZM62 155V156H61ZM67 156V157H65V156ZM75 155V156H74ZM78 155V156H77ZM99 155V156H98ZM113 155V156H112ZM19 156H20V158H19ZM35 156V157H34ZM37 156V157H36ZM41 156V157H40ZM52 158H51V157ZM106 156H108V157H106ZM109 156H111L112 158L113 157H115V158H113V160L115 159V160H117L116 162L117 163H114V161H109V160H111L112 158H109ZM173 156V157H174ZM178 156V157H177ZM183 156V157H182ZM3 157V158H2ZM6 157V158H5ZM41 158V159H39L40 161H38V159L37 158ZM64 157V160H66V161H64L62 158ZM76 157V158H75ZM80 157V158H79ZM2 158V159H1ZM12 158H13V160H12ZM32 158H34V159H32ZM50 158V159H49ZM61 158V159H60ZM78 158V159H77ZM105 160H104V159ZM108 160H107V159ZM172 158V157H171ZM170 158V156H168V162L170 161V160H172ZM174 159V160H172L173 162H172V166H170L172 169H174V172L172 171V169L171 168H169V163H171V161L168 163L167 162V165H168V167H166V168H168V170L166 171V169L164 170L163 169V171H164V174L162 175V177L164 178V179H168V182L167 183H165V184H163L162 186H160L159 187V189H157V191L156 192H153V193H151L149 196H147V197H145V198H143V199H140L139 197H138V192H136V193H134L133 194V196H131V198H130V201H129V203H131V204H129L131 207H129L130 208V210H131V217L132 216H134V217H132V220L133 221H135V224H139V222L141 221V219H142V221H144V222H142V225L144 226V227H150V225H149V223H148V221H149V218L147 217V216H145V213H144V211L143 210H173V208L175 207L174 206V203H172V202H167V200H166V195H167V193H169V192H174V193H176L177 195H179L180 196V199H181V201H182V205L183 206H185L188 210H190V209H192V208H194L197 204V210H198V215H205V216H208L209 214H210V212L212 211L213 213L211 214V217H210V219H209V221H213L214 220V218H219V219H222V220H224V222L222 221V227H221V229H223V231H224V233H226V234H224V238H226L227 240H230V242H231V244L233 243V245L231 246H229L228 247V249H227V256H228V258L231 260V258H232V260L231 261H233L231 264H249L248 263V261L246 260L247 258L246 257H249L248 255H250L251 257H253V259H255L254 261H255V263H257L258 261H259V256H258V254H256L257 252H256V249H250L249 251H247V249L245 248V240L246 239H248V237H249V233H247L246 231H247V229L245 230V228H242L241 227V224H243V222H245V217L243 216L244 215V213H243V211H241L240 212V214L239 215H237V213H235V211L234 210H227L226 208L228 207L227 205H229L230 203H224L222 200H221V198L220 199H217L216 197H218L217 195H220L219 193H222V190H223V188L225 187V186H220L219 184H218V182L216 181V184H214V179H213V184H210V183H212V180H211V178H213V177H211L210 178V176H212V175H210V174H207L206 175V177H207V179L208 178H210L209 180V183L208 184H210L208 187H210V190L212 191V192H210L209 194H206V192H207V189L206 190H204V191H202V193L201 194H199L198 195V193L197 192H193V187L191 186V184H189V183H187V181H185V180H181V179H183V178H181L180 177V174H179V171H177V168L178 169H180V167L179 166H181V162H183L181 159H179L181 162H179V160L178 159ZM18 159V160H17ZM22 159V160H21ZM31 159H32V161L34 162V164H33V162L31 161ZM60 159V160H59ZM80 159V160H79ZM90 159H91V161H90ZM127 159V160H126ZM43 160V161H42ZM56 160H59L60 162H58V161H56ZM74 160V161H73ZM77 160V161H76ZM86 160V161H85ZM99 160V161H98ZM101 160V161H100ZM129 160H131L130 162H129ZM16 161H18V163L16 162ZM21 161V162H20ZM31 161V162H30ZM42 161V162H41ZM48 161V162H47ZM50 161V162H49ZM55 161V162H54ZM62 161V162H61ZM82 161H84V162H82ZM108 161V162H107ZM128 161V163H125V162H127ZM4 162V163H3ZM12 162H13V164H12ZM23 162V163H22ZM37 162H39V164L40 165H42V167L37 163ZM51 162H53L52 164H51ZM58 162V163H57ZM65 162V163H64ZM101 162V163H100ZM109 162H111V165H110V163ZM176 162V163H175ZM177 162H178V164H177ZM2 163V164H1ZM20 163V164H19ZM30 166V168L31 167H33L34 166V169L36 168V170H38V171H36V172H34V169H30L29 168V170L28 169H26V168H28L29 166H27V164ZM33 164V166H31L32 164ZM42 163V164H41ZM59 163H61V164H59ZM64 163V164H63ZM75 163V164H74ZM90 163V164H89ZM105 163H106V165H107V163H109V165H107V167H106V165H105ZM129 163H130V165H129ZM20 166H19V165ZM31 164V165H30ZM36 164H37V166H36ZM50 164V165H49ZM55 164V165H54ZM59 164V166H57ZM82 164V165H81ZM84 164V165H83ZM86 164V165H85ZM102 164H104V165H102ZM114 164V165H113ZM115 164H118V165H115ZM6 165V166H5ZM14 165V166H13ZM22 165V166H21ZM24 165V166H23ZM39 165V166H38ZM64 165H66V166H64ZM176 165V166H175ZM12 166V167H11ZM15 166H17V167H19L21 170H18L19 168H17V167H15ZM44 166H45V168H44ZM54 166V167H53ZM65 167L64 169H63V167ZM102 168V170H100L101 168ZM109 166L110 167H112V168H109ZM178 166V167H177ZM52 167V168H51ZM57 167V168H56ZM90 167H91V169H90ZM105 167V168H104ZM152 167V166H151ZM15 168H17V169H15ZM22 168H23V170H25V172H23V170H22ZM25 168V169H24ZM38 168H42V169H38ZM107 168H109V169H107ZM4 169V170H3ZM13 169H15L14 171H13ZM56 169H58V170H56ZM66 169V170H65ZM106 169V170H105ZM111 169V170H110ZM171 169V170H170ZM16 170H18V171H21L20 173L22 174H20L19 172H18V174H16L17 172H16ZM26 170H28L27 172H26ZM33 170V171H32ZM46 171V172H44V171ZM50 170H52V171H50ZM63 170V171H62ZM68 170H69V172H68ZM76 170V171H75ZM92 170V171H91ZM103 170H105L104 172H103ZM31 171V172H30ZM49 171V172H48ZM71 171V172H70ZM87 171H89L88 173H87ZM96 171V172H95ZM163 171H162V173H163ZM170 171V172H169ZM171 171L173 172L172 173V175H174L176 172H177V174H175L174 176H172L171 175ZM176 171V172H175ZM4 172V173H3ZM16 172V173H15ZM33 172V173H32ZM38 172V173H37ZM44 173V175L42 176V174ZM57 172V173H56ZM60 172V173H59ZM65 172H67V173H65ZM100 172V173H99ZM167 172H169V173H167ZM28 173V176L26 175ZM31 173V174H30ZM34 173H35V175L36 176H34ZM51 173V174H50ZM71 173H73L72 175H70ZM91 173H93L92 175H91ZM8 174V175H7ZM11 174V175H10ZM55 174V175H54ZM90 174V175H89ZM97 174H100V175H97ZM179 174V177L180 178H176V179H173L172 180V177H177V175ZM17 175H20L19 177L20 178H22V179H18L17 178ZM52 175V176H51ZM59 175V176H58ZM65 177H64V176ZM66 175H68V176H66ZM87 175V176H86ZM88 175H89V177H88ZM16 176V177H15ZM23 176V177H22ZM33 176V177H32ZM56 176V177H55ZM83 176V177H82ZM99 178H98V177ZM172 176V177H171ZM209 176V177H208ZM4 177H5V179H4ZM15 177V178H14ZM26 178V182L25 183H29V185H25L24 184V182H23V178ZM37 177H39V179H37ZM44 177V178H43ZM47 177V178H46ZM55 177V178H54ZM60 177V178H59ZM64 177V178H63ZM76 177V178H75ZM92 177H93V179H92ZM99 179L98 181L99 182H96L97 180H95V179H97V178ZM165 177H167V178H165ZM170 177H171V179H170ZM14 178V179H13ZM27 178H30V179H27ZM36 178V180H34ZM41 178V179H40ZM46 178V179H45ZM50 178V179H49ZM80 178V179H79ZM90 178V179H89ZM101 178V179H100ZM76 179V180H75ZM79 179V180H78ZM86 179V180H85ZM14 180H15V182H14ZM18 180H22L20 183L18 182ZM38 180H39V182H38ZM51 180L53 181V184H52V182H51ZM95 180V181H94ZM33 181V183H31ZM79 181V182H78ZM88 181V182H87ZM10 182V183H9ZM14 182V183H13ZM35 182V183H34ZM37 182H38V184H37ZM50 183L49 185H48V183ZM71 182H73V183H71ZM75 182V183H74ZM81 182V183H80ZM86 182H87V184H88V186L87 185H82V184H86ZM93 182V183H92ZM22 183H23V185H22ZM40 183V184H39ZM96 185H95V184ZM11 184H13V185H11ZM14 184L16 185V186H14ZM19 184H20V187H19ZM33 184V185H32ZM58 184V185H57ZM97 184H98V186H97ZM99 184H100V186H99ZM117 184V183H116ZM115 184V185H116ZM167 184V185H166ZM7 185H10V186H7ZM22 185V186H21ZM24 185L26 186V188L24 189ZM31 185H32V187H31ZM35 185V186H34ZM37 185H38V187H37ZM51 185V186H50ZM78 185V186H77ZM81 185V186H80ZM124 186V188L126 189V191H132V190H134V187H132V186H130V184H129V182L128 181H124V184H123ZM129 185V186H128ZM216 185V186H215ZM45 186L47 187V188H45ZM52 186H54V187H52ZM97 186V187H96ZM214 186V187H213ZM4 187H6L5 189H4ZM13 187V188H12ZM16 187V188H15ZM21 187H23L22 189H21ZM28 187L30 188L31 187V189H28ZM49 187V188H48ZM64 187V188H63ZM67 187V188H66ZM96 187V188H95ZM129 187V188H128ZM217 189H216V188ZM223 187V188H222ZM15 188V189H14ZM18 188V189H17ZM19 188H20V190H19ZM32 188L33 189H35V191L33 192V190H32ZM42 188V189H41ZM56 188H58V191H57V189ZM63 188V189H62ZM100 188V189H99ZM219 188V189H218ZM222 188V189H221ZM8 189V190H7ZM14 189V191H12ZM23 189H24V191H23ZM37 189H38V191H39V193H40V195H39V193H37ZM46 190V191H43V190ZM51 189V190H50ZM56 189V190H55ZM79 189V190H78ZM81 189V190H80ZM95 189H96V191H95ZM225 190H223V193L221 194V196L223 197V194L227 191V188L225 187L224 188ZM7 190V191H6ZM27 190V191H26ZM32 190V192L34 193V197H30L31 196V194H32V192H30ZM61 190V191H60ZM67 190V191H66ZM71 190L73 191V193L71 192ZM87 190V191H86ZM100 190V191H99ZM216 190V191H215ZM220 190V191H219ZM11 191V192H10ZM20 191V192H19ZM23 191V192H22ZM26 191V192H25ZM51 191V192H50ZM54 191V192H53ZM62 191H64V192H62ZM218 191H219V193H218ZM5 192V193H4ZM30 194H29V193ZM46 192V193H45ZM50 192V193H49ZM66 192H67V194H66ZM70 192V193H69ZM79 192L81 193L80 195H79ZM95 192V193H94ZM97 192V193H96ZM218 194H217V193ZM2 193V194H1ZM9 193H12V194H9ZM18 193H19V195H18ZM20 193H21V195H20ZM25 193V194H24ZM51 193H53V194H51ZM61 193V194H60ZM62 193H64L65 195H63ZM91 193V194H90ZM227 193V192H226ZM225 193V194H226ZM3 194H4V197H3ZM17 194V195H16ZM27 194V195H26ZM39 196H38V195ZM51 194V195H50ZM58 194V195H57ZM69 194V195H68ZM95 194H97L96 196H95ZM224 194V195H225ZM10 195V196H9ZM23 195H25V196H23ZM29 195V196H28ZM45 195V196H44ZM55 195V196H54ZM62 195V196H61ZM68 195V196H67ZM73 195H74V197H73ZM84 195H85V197H84ZM94 195V197H92ZM1 196H2V198H1ZM6 196H8V197H6ZM16 196V197H15ZM21 196V197H20ZM32 196H33V194H32ZM55 198L56 196L58 197H56L55 199L53 198V197ZM77 196V197H76ZM91 196V197H90ZM98 196V197H97ZM216 196V197H215ZM13 197H14V199H13ZM18 197V198H17ZM24 197V198H23ZM38 197V198H37ZM43 198V200L44 199H46V201L44 202L41 198ZM51 197H52V199H51ZM60 197V198H59ZM133 197V198H132ZM4 198H6V199H4ZM8 198V199H7ZM10 198V199H9ZM20 198H21V200H20ZM49 200H48V199ZM64 198H65V201H62V200H64ZM69 198V199H68ZM85 198V199H84ZM91 198H93V201H91L92 199ZM3 199V200H2ZM11 199H13V200H11ZM18 199V200H17ZM23 199V200H22ZM24 199H26V200H24ZM32 199H34V201L32 200ZM59 199H61V200H59ZM87 199V200H86ZM89 199V200H88ZM91 199V200H90ZM132 199V200H131ZM9 200V201H8ZM28 200V201H27ZM31 200H32V205H31ZM42 200V201H41ZM52 200V201H51ZM54 200V201H53ZM58 200V201H61V202H57L56 203V201ZM69 200H71V201H69ZM80 200V201H79ZM141 200H143V202L141 201ZM159 200H161V201H159ZM219 200H220V202H219ZM6 201V202H5ZM7 201H8V203H7ZM15 201V202H14ZM23 201L25 202V205H24V203H23ZM41 201V202H40ZM87 201V202H86ZM91 201V202H90ZM98 201H99V204H98ZM102 201V203H100ZM141 201V202H140ZM202 201L205 203H202ZM2 202V203H1ZM36 203L37 205L35 206V204L34 203ZM43 202L44 203H46V204H44V207L46 208H44L43 207ZM55 202V203H54ZM85 202V203H84ZM92 202H94V203H92ZM110 202H112V203H110ZM135 202V203H134ZM161 202H162V204H161ZM9 203H11V205H9ZM16 203H17V205H16ZM24 205L25 207H22V205ZM27 203V204H26ZM30 204V206H29V204ZM38 203H41L42 204V207L40 206L41 204H38ZM68 203V204H67ZM78 203H79V205H78ZM87 203V204H86ZM91 203H92V205H91ZM96 203V204H95ZM136 203H138V204H136ZM215 203L216 204H218L219 203V206H222V207H224V205H226V208H225V210L224 209H222V210H224V211H222V213H221V211H218V210H215L216 209V205H215ZM6 204H8V205H6ZM49 204V205H48ZM51 204V205H50ZM59 204V205H58ZM63 204V205H62ZM93 204H95V205H93ZM100 204H102V205H100ZM113 204H115V205H113ZM140 204V205H139ZM5 205L8 207H5ZM14 205H16V206H14ZM48 205V206H47ZM52 205H54V206H52ZM59 206V207H57V206ZM65 205V206H64ZM66 205H68V207H70V209L66 206ZM83 205H85V206H83ZM110 205V206H109ZM113 205V206H112ZM135 205V206H134ZM52 206V207H51ZM57 208H56V207ZM61 206V207H60ZM83 206V207H82ZM91 206H94V207H91ZM102 206V207H101ZM108 206V207H107ZM117 208H116V207ZM11 207V208H10ZM16 207V208H15ZM30 207H31V209H30ZM35 207V208H34ZM39 207H41V208H39ZM55 207V208H54ZM65 209H64V208ZM73 207V208H72ZM87 207V208H86ZM102 209H101V208ZM134 207V208H133ZM213 207L215 208V209H213ZM5 208V209H4ZM20 209V211H18L17 209ZM25 208V209H24ZM53 208V209H52ZM61 208V209H60ZM67 208V209H66ZM92 208V211L90 210ZM97 208V209H96ZM131 208H133V209H131ZM10 209H12L11 211H10ZM23 209V210H22ZM34 209V210H33ZM44 209V210H43ZM50 209V210H49ZM56 209V210H55ZM72 209V210H71ZM104 209V210H103ZM113 209V210H112ZM134 209H136V210H134ZM2 210H4V211H6L5 212V215H4V211H2ZM69 210H70V212H69ZM74 210V211H73ZM90 210V211H89ZM101 211V212H100ZM25 212V213H24ZM46 212V213H45ZM65 212V213H64ZM139 214H137V213ZM3 213V214H2ZM6 213H8V214H6ZM19 213V214H18ZM88 213V214H87ZM136 213V214H135ZM206 213H207V215H206ZM10 214V215H9ZM43 214H44V216H43ZM135 214V215H134ZM3 215V216H2ZM54 215V216H53ZM60 215H61V217H60ZM6 216V217H5ZM138 216V217H137ZM216 216V217H215ZM3 217H5V218H3ZM39 217V218H38ZM42 217V218H41ZM47 217H49V218H47ZM51 217V218H50ZM227 217V218H226ZM10 218V219H9ZM47 218V219H46ZM139 218V219H138ZM3 219H4V222H3ZM14 219V220H13ZM43 219H45V220H43ZM6 220H7V222H6ZM146 220V221H145ZM104 221V222H103ZM103 222V223H102ZM192 223H194V225L192 226V228L194 229V231H198V233H197V231H196V233L197 234H201V228H200V225H198L199 223H198V221H195V222H192ZM4 224V225H3ZM103 224V225H102ZM115 224V225H114ZM7 225V226H6ZM116 227V229H115V227ZM3 227V228H2ZM5 227V228H4ZM197 229H196V228ZM2 228V229H1ZM112 228V229H111ZM200 228V229H199ZM115 229V230H114ZM196 229V230H195ZM10 231V232H9ZM14 233H13V232ZM112 231V232H113ZM208 231V227L207 228H205L204 229V232H205V235L207 234V233H210L209 231ZM237 231H239V236H238V238H236L235 237V232H237ZM9 233V234H8ZM102 233V234H101ZM111 233V234H110ZM5 234V235H4ZM111 236H110V235ZM133 233H131V236H130V234H127V235H123V241H124V239H125V244H130V243H135V244H138L143 238H142V236L139 234V235H137L138 233H134L133 235H132ZM10 235H12V236H10ZM101 235V236H100ZM103 235V236H102ZM105 235H106V237H105ZM115 237H114V236ZM135 235V237L136 238H133V236ZM3 236V237H2ZM7 236V237H6ZM118 236V237H117ZM125 236H128V239H127V237H125ZM130 236V237H129ZM8 237H10V238H8ZM112 237V238H111ZM131 237H132V239H131ZM139 237V238H138ZM14 238V239H13ZM131 240H130V239ZM8 239V240H7ZM102 239H103V241H102ZM105 239V240H104ZM134 239V240H133ZM139 239H141V240H139ZM1 240H3V241H1ZM5 240H6V243H4L5 242ZM12 240V241H11ZM93 240V241H92ZM138 240V241H137ZM232 240V241H231ZM106 243H105V242ZM9 242V243H8ZM10 242H11V244H10ZM104 242V243H103ZM129 242V243H128ZM229 242V243H230ZM3 245H2V244ZM108 243V244H107ZM193 243H195V241H193ZM9 245V247H8V245ZM12 244H13V246H12ZM41 244V245H40ZM203 244V243H202ZM199 245V246H197L196 244H194V252H191L190 253V255L187 257V258H185L186 259V261H184V264H208V261H209V258H208V256L206 257V255L205 254H203L204 252V250H203V245ZM244 244V245H243ZM7 247H6V246ZM3 246V247H2ZM17 246V247H16ZM31 246V247H30ZM47 246V247H46ZM103 246V247H102ZM6 247V248H5ZM12 247H15V248H13L12 249ZM245 249H244V248ZM18 248V249H17ZM22 248V249H21ZM105 248V249H104ZM5 249V250H4ZM8 251H7V250ZM28 249V250H27ZM34 249V250H33ZM46 249V250H45ZM260 249V248H259ZM258 249V251H261V250H259ZM10 250V251H9ZM11 250H13L12 252H11ZM23 250V251H22ZM39 250H40V253H39ZM255 250V251H254ZM7 251V252H6ZM30 251V252H29ZM202 251V252H201ZM3 252V253H2ZM201 252V253H200ZM9 253V254H8ZM11 253V254H10ZM22 253V254H21ZM39 253V254H38ZM103 253V254H102ZM249 253V254H248ZM13 254V255H12ZM253 254V255H252ZM7 255V256H6ZM203 255V256H202ZM241 255V256H240ZM246 256V257H244V256ZM3 256V257H2ZM101 256V257H100ZM245 259H244V258ZM106 258V259H105ZM8 259V260H7ZM184 259V260H185ZM257 259V260H256ZM122 260V261H121ZM199 260V261H198ZM246 260V261H245ZM105 261H107V262H105ZM245 261V262H244ZM150 264H154V263H150ZM210 264V263H209ZM212 264H215V263H212Z\"/></svg>","mask_w":264,"mask_h":264}]
</instances>
